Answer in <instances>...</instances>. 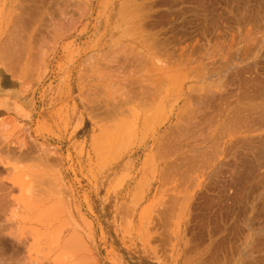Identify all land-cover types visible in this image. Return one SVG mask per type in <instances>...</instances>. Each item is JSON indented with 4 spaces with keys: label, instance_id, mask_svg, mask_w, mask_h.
Instances as JSON below:
<instances>
[{
    "label": "rangeland",
    "instance_id": "obj_1",
    "mask_svg": "<svg viewBox=\"0 0 264 264\" xmlns=\"http://www.w3.org/2000/svg\"><path fill=\"white\" fill-rule=\"evenodd\" d=\"M73 1L37 71L0 78L11 139L49 149L103 264H264V0ZM81 67L111 115L85 109Z\"/></svg>",
    "mask_w": 264,
    "mask_h": 264
},
{
    "label": "bare ground",
    "instance_id": "obj_2",
    "mask_svg": "<svg viewBox=\"0 0 264 264\" xmlns=\"http://www.w3.org/2000/svg\"><path fill=\"white\" fill-rule=\"evenodd\" d=\"M66 1L0 0V78L1 76L8 77L14 81L16 77L20 78L25 75L29 77L28 65L33 66L32 63L36 61H30L32 57H30V53L35 48L31 43L34 40L42 41V38H46L42 36V31H45L46 20L52 18L48 16L50 9H52L50 13L52 15H54L53 8L62 9L60 13L57 12L58 9L55 11L61 15V13H65L64 8H67ZM68 1L74 3L73 0ZM51 21L53 24V19ZM46 25L48 26L49 23ZM73 25L68 27L69 30L68 28L63 30V33L59 34L60 37L68 36L70 30L72 31L75 27ZM35 65L36 68L39 63H35ZM34 66L33 69H35ZM93 69L92 72L86 67H81L80 72L89 70L90 73L89 77L84 75L86 80L82 78V81L85 80L84 83L79 82V94L77 95L79 97L81 95L86 101L84 103L89 105H86L85 109L89 110L91 104H96V107H99L98 105L102 103L99 109L104 105V109L106 108L108 112L106 114H109L110 103L108 102L113 100L112 93L114 91L108 82V84L104 82L103 79L106 77L101 76L102 79L94 75V72L97 74L100 69L97 70V67L95 68L97 71ZM29 70L28 72L31 71ZM36 71L32 70L31 72ZM98 74L103 75V73ZM33 75L31 76L33 77ZM24 79L27 80V78ZM79 79L81 80V78ZM79 79L78 81H80ZM29 81L31 82L32 79ZM26 84L28 83L26 82ZM108 87L113 91L110 90L112 94L110 101L107 100ZM118 103L120 104V101ZM96 110L98 109H94V111ZM89 112L91 113L90 110ZM114 113L116 112L114 111ZM9 114L10 109L7 102L0 99V264H103L94 248L92 229L89 228L87 233L80 230L79 224L73 219V210L64 207L61 202L62 189L58 186L62 177L57 169L52 168L54 164L58 165L59 163L57 164L56 159L50 157L51 153L48 152V148V151L43 150V147L40 148L35 143L24 139L25 135L26 138L29 137L28 132H25V135L24 132H21V135L22 133L24 135L21 136V139L17 137L18 139L12 140V131L18 130V125H16V120L13 123L9 118L6 119ZM95 114L97 115V113ZM99 114L101 113L99 112ZM89 116L91 118V114ZM26 127L28 126L21 129L27 131ZM30 140L32 141V138ZM29 161L35 163L23 165L24 162ZM11 163L14 164L11 165ZM63 192H65L64 189Z\"/></svg>",
    "mask_w": 264,
    "mask_h": 264
}]
</instances>
